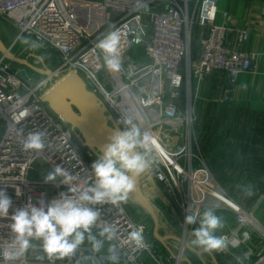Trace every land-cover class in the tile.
<instances>
[{
  "label": "built area",
  "instance_id": "built-area-1",
  "mask_svg": "<svg viewBox=\"0 0 264 264\" xmlns=\"http://www.w3.org/2000/svg\"><path fill=\"white\" fill-rule=\"evenodd\" d=\"M138 0H0V20L16 32L8 46L15 48L18 37L39 40L44 47L37 52H53L58 64L53 71L79 74L92 91L103 101L114 117L132 120L152 136L150 147L155 163L151 177L180 210L187 243L191 232L199 226L186 225L187 209L198 216L208 208L224 210L235 218V236L242 228H254L263 244L248 256L238 260L227 249L211 251L213 255L232 257L237 264H264V195L256 197L250 209L235 202L215 180L198 149L199 134L191 114V90L214 72L227 75L229 84L221 96L224 104L232 103L237 81L243 74H256L255 58L241 50L248 40L246 31L231 26L230 16L218 11L219 0H142L147 10L136 8ZM219 18L220 23L217 22ZM110 26L121 35V70L109 72L102 52L95 42ZM236 42L231 46L229 36ZM33 50L23 47L18 55L25 57ZM12 64L0 56V187L6 188L14 208L28 203L38 205L58 198L67 185L44 183L43 176L57 164L78 175L74 183L81 188L94 182L91 154L81 148L74 135L43 103L42 95L50 86L49 78L42 89L20 76ZM179 123L175 128L171 124ZM123 130V123H117ZM29 131L44 130L47 147L37 155L22 151L24 136ZM75 151L82 163L72 159ZM22 195L16 196V188ZM100 220L92 234L97 239L105 223L113 224L117 237L104 240V248L93 252L88 240L81 245L72 260L44 261L43 264H183L186 249L183 238L169 241L171 255L150 239L144 222H136L119 205H97ZM13 209L9 210L11 215ZM11 218H0V264H41L40 242L33 240L32 248L24 255L8 260L12 251ZM134 230L142 231L144 246L129 239ZM176 244V245H174ZM112 246L113 252L108 249ZM184 247V248H182ZM195 248L194 246H192ZM196 250H202L198 247ZM110 255L118 257L113 261Z\"/></svg>",
  "mask_w": 264,
  "mask_h": 264
},
{
  "label": "clouds",
  "instance_id": "clouds-1",
  "mask_svg": "<svg viewBox=\"0 0 264 264\" xmlns=\"http://www.w3.org/2000/svg\"><path fill=\"white\" fill-rule=\"evenodd\" d=\"M136 8L147 10V4L138 0ZM23 45L30 50L44 47L39 40L29 37H18ZM121 35L119 29L110 26L96 42L95 47L103 54L104 65L109 72L121 70ZM45 55L36 57L37 65H43ZM43 72L44 68H40ZM47 80L41 79L36 84L42 89ZM123 123V130L115 129L109 136V142L99 149L98 158L91 165L94 182L81 188L74 182L78 175H73L67 168L57 164L43 176L44 183L56 182L67 185V190L60 192L58 198L49 202L40 199L38 205L28 203L23 207L14 208L13 199L6 188L0 187V218L10 217V230L13 238L10 244L12 251L6 253L8 260H14L26 254L33 246V240L40 242V254L35 257L43 264L44 261L72 260L76 257L81 245L87 239L93 252H100L104 248V240L111 242L117 237V229L111 223H105L99 231L103 240L97 239L92 230L97 226L101 212L97 205H119L127 203L129 195L136 191L137 178L151 174L155 163L152 155V136L141 130L132 120H119ZM24 136V130L20 129ZM47 133L44 130L29 131L22 141V151L34 152L40 155L47 147ZM72 159L77 164L82 163L75 151ZM251 191L247 195H251ZM22 195L16 188V196ZM13 209L11 215L9 210ZM186 225H193L199 220V226L191 232L192 239L189 246L198 247L205 252L225 251L226 242L223 237L216 235L223 229L224 219L217 215L215 208H208L199 216L187 209ZM131 242L137 246H144L142 231L134 230L129 234ZM113 252L112 246L108 249ZM110 260H117L115 255ZM76 264H80L77 260Z\"/></svg>",
  "mask_w": 264,
  "mask_h": 264
},
{
  "label": "crops",
  "instance_id": "crops-1",
  "mask_svg": "<svg viewBox=\"0 0 264 264\" xmlns=\"http://www.w3.org/2000/svg\"><path fill=\"white\" fill-rule=\"evenodd\" d=\"M218 11L230 16L233 28L246 31L248 40L241 50L255 58L258 70L256 74L239 76L235 100L230 104L221 102L229 84L226 74L214 72L192 84L191 114L200 130L198 149L222 188L259 187L264 184V0H219ZM217 22L220 23L219 18ZM229 40L234 46L233 34ZM171 125L180 127L175 122ZM152 179L143 190L157 210L159 232L163 236L180 237L174 231L180 222L177 211ZM213 256L216 264H219L217 257L224 259ZM193 257L192 264H202L198 257ZM203 261L214 264L208 255Z\"/></svg>",
  "mask_w": 264,
  "mask_h": 264
},
{
  "label": "water",
  "instance_id": "water-1",
  "mask_svg": "<svg viewBox=\"0 0 264 264\" xmlns=\"http://www.w3.org/2000/svg\"><path fill=\"white\" fill-rule=\"evenodd\" d=\"M0 56L10 64L23 69L26 73H34L43 78L52 79L50 86L46 88L42 95L43 103L74 135L81 148L91 154L93 162L98 158L99 149L109 142L108 138L112 131L115 129L121 130L106 105L79 74L53 71L47 68L45 62L43 65H37V55L30 53L22 58L17 52H13L11 47L6 45L1 38ZM40 68H44V71L41 72ZM149 179H152L150 174L137 178L136 191L129 196H135L141 209L148 215L149 219L146 227L152 239L168 255H171L172 251L168 246L169 241L180 243L181 239L180 237L160 234L157 210L143 190ZM185 249L191 255L198 257L202 264H205L203 261L205 255H208L216 264L215 258L210 252L196 250L189 246V243L185 244ZM183 261L185 264H192L187 258Z\"/></svg>",
  "mask_w": 264,
  "mask_h": 264
},
{
  "label": "rangeland",
  "instance_id": "rangeland-1",
  "mask_svg": "<svg viewBox=\"0 0 264 264\" xmlns=\"http://www.w3.org/2000/svg\"><path fill=\"white\" fill-rule=\"evenodd\" d=\"M16 35H17V32L12 26L7 24L6 21L0 20V38L5 44L9 45V40L13 41L14 38H16ZM23 47H25V45H23L20 41L19 44L15 48H13L12 51L18 53ZM33 54L40 56V55L45 54V53H40V52H37L35 50V51H33ZM47 57L54 59V61H55L54 57H57V55L55 53H48V55H46V58ZM51 59L46 60L45 64H46L47 68L53 70V65L51 64ZM57 64H58V59H57ZM13 67L16 70L21 71L20 72L21 77L26 78V79H30L31 85H35L39 80H41L43 78V77L36 75L34 73H26L23 71V69L19 68L18 66L13 65ZM194 129L197 132V134H199L200 130H199V127H198L196 122H195ZM155 188L157 189V191H159L157 184L155 185ZM225 190L227 191V194L235 202L240 204L242 207H245L246 209H250V207L254 203L256 197H258L259 195H264V184H263V186L252 187V188H249V187H244V188L227 187ZM162 191H163V189H162ZM248 191H251L252 194L247 195ZM163 193H164V197L167 200H169L170 203L172 204V206L174 207L173 209H175L177 211V214H176L175 213L176 211H174L172 209V212H174L180 220V222L178 223V226L175 228L174 231L177 235H180V238L181 237L183 238V221H182L181 212H180V210H178V208L175 207V205L173 203V199L170 196L166 195L164 191H163ZM123 205H124L126 212L136 222L142 223V222H145V220L147 221L149 219L148 215L141 209L140 203L136 199L135 196H129L128 202L123 203ZM261 212L264 213V206L262 207ZM216 213H217V215L223 217V219H224V227H223V229L218 230L216 232V235L223 237V239L225 240L226 245H227L226 249L230 253H232L238 260L245 262L246 260H248L247 259L248 256L251 255L254 251H256L263 244L262 236H260L254 228L246 227V228H242L241 230H239V232L235 236L231 237L232 232L233 233L235 232V223H234L235 218L233 217L232 214H230L224 210H218ZM263 220H264V217H263ZM261 223L264 225V221H261ZM149 236H150V232H149ZM191 239H192V236H190V240ZM174 245H176V244H174ZM216 256H219V255H216ZM223 257H224L223 260L221 259V257L220 258L217 257V259H219V260H217V263H219V264L220 263L221 264H237V262L234 258L226 257V256H223ZM185 258L189 259L191 262L194 261V259H195V257H193V255H191L188 251H186V253H185ZM181 263L185 264L184 261H182Z\"/></svg>",
  "mask_w": 264,
  "mask_h": 264
},
{
  "label": "trees",
  "instance_id": "trees-1",
  "mask_svg": "<svg viewBox=\"0 0 264 264\" xmlns=\"http://www.w3.org/2000/svg\"><path fill=\"white\" fill-rule=\"evenodd\" d=\"M48 53H53V52H46L45 54H42V55H48ZM55 58V61H54V59H51V58H46L45 60H44V62L46 61V60H49V59H51V64L53 65V66H55L56 64H57V59H58V57H54ZM150 239H152V236H151V234H150V236H148Z\"/></svg>",
  "mask_w": 264,
  "mask_h": 264
},
{
  "label": "bare ground",
  "instance_id": "bare-ground-1",
  "mask_svg": "<svg viewBox=\"0 0 264 264\" xmlns=\"http://www.w3.org/2000/svg\"><path fill=\"white\" fill-rule=\"evenodd\" d=\"M187 238H188V233L186 232V226H185L184 230H183V240H182L183 246H185V244L187 243ZM182 248H184V247H182Z\"/></svg>",
  "mask_w": 264,
  "mask_h": 264
},
{
  "label": "flooded vegetation",
  "instance_id": "flooded-vegetation-1",
  "mask_svg": "<svg viewBox=\"0 0 264 264\" xmlns=\"http://www.w3.org/2000/svg\"><path fill=\"white\" fill-rule=\"evenodd\" d=\"M147 221H148V220H147ZM147 221L145 220V222H144V223H145V225H146Z\"/></svg>",
  "mask_w": 264,
  "mask_h": 264
}]
</instances>
